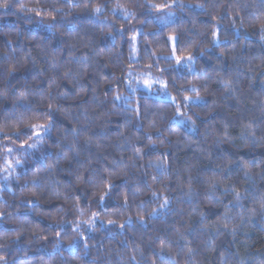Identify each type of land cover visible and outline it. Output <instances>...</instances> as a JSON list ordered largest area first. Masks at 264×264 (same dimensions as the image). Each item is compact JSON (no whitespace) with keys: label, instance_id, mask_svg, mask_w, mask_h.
I'll return each mask as SVG.
<instances>
[{"label":"trees","instance_id":"obj_1","mask_svg":"<svg viewBox=\"0 0 264 264\" xmlns=\"http://www.w3.org/2000/svg\"><path fill=\"white\" fill-rule=\"evenodd\" d=\"M5 2L0 264H264V0Z\"/></svg>","mask_w":264,"mask_h":264},{"label":"snow or ice","instance_id":"obj_2","mask_svg":"<svg viewBox=\"0 0 264 264\" xmlns=\"http://www.w3.org/2000/svg\"><path fill=\"white\" fill-rule=\"evenodd\" d=\"M8 3L5 2L3 4H0V7H8ZM182 6V5H181ZM153 7H163V5H153ZM199 7H203V5H199ZM24 9V6L21 5V10ZM30 11H35V9H29ZM95 11L97 13L100 12V8L97 7L95 9ZM260 32L262 34V39H264V23H261L260 25ZM213 35H215V33H213ZM133 39H135V37H133ZM170 40L172 41H176L177 38L176 37H169ZM173 55H175V46L173 47ZM188 60H191L192 57L189 56L187 57ZM176 61L179 64L181 62V57H176ZM160 83L159 81H151V80H145L144 81V85L147 88H151L153 83ZM193 91H195V89H193ZM199 98V97H197ZM116 99H120L119 96L116 97ZM188 97H185V100H188ZM27 111H33L31 105L24 103L22 105ZM16 105H13V108H15ZM51 105H49V111L47 112H40L38 109L34 112L33 117L30 119V121L26 124H24V126L21 127H17V126H13V131L11 133L5 132L3 128H0V135L3 136L4 140H20L21 143L19 145V148L22 150H35L38 148V146L44 142L45 138L49 136V134L52 131V122H51ZM47 118V119H46ZM73 131H76V129H73ZM22 137H26L27 139L21 140ZM29 141H31V143H29ZM6 152L11 155L14 152L13 148H6ZM16 164H20L21 161L19 159H17L15 161ZM246 164H245V168H246ZM5 170H14L13 168V163L12 161L6 160L5 161ZM245 176H248L249 173L248 171H245L244 173ZM77 179H79V177H77ZM112 185L109 184V188H111ZM229 189H224L225 192H227ZM233 191H235L233 189ZM104 195L100 196V202L102 203L104 201ZM240 200H241V194L239 191H235V201L232 202L233 207H238L241 206L240 205ZM165 203H167V201H165ZM164 205H161V207H163ZM261 209L264 210V202L261 203ZM98 214L97 213H93V218L90 219L89 221H87V223L89 225H94L95 224V218ZM224 218L227 219L228 218V213L227 211L224 214ZM109 223H115L114 221H109ZM191 251V250H190ZM4 258L0 257V261H2ZM133 259H135V257H133Z\"/></svg>","mask_w":264,"mask_h":264},{"label":"rangeland","instance_id":"obj_3","mask_svg":"<svg viewBox=\"0 0 264 264\" xmlns=\"http://www.w3.org/2000/svg\"><path fill=\"white\" fill-rule=\"evenodd\" d=\"M151 81H158V80L151 79ZM159 82L160 83H155L154 82L150 89L145 87L146 90L149 91L150 93H158L159 92V94H162V95H165L166 97H169V95H168V93L166 91V85L163 82H161V81H159Z\"/></svg>","mask_w":264,"mask_h":264}]
</instances>
